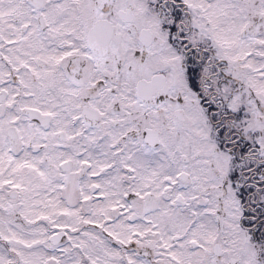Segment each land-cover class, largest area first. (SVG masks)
<instances>
[{"label": "snow or ice", "instance_id": "1", "mask_svg": "<svg viewBox=\"0 0 264 264\" xmlns=\"http://www.w3.org/2000/svg\"><path fill=\"white\" fill-rule=\"evenodd\" d=\"M0 264H264V0H0Z\"/></svg>", "mask_w": 264, "mask_h": 264}]
</instances>
